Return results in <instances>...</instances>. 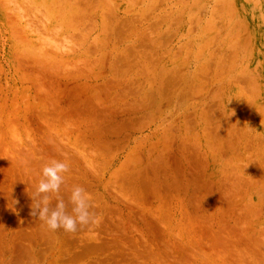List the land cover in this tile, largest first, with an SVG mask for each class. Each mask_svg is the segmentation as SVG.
I'll return each mask as SVG.
<instances>
[{"label": "rangeland", "instance_id": "obj_1", "mask_svg": "<svg viewBox=\"0 0 264 264\" xmlns=\"http://www.w3.org/2000/svg\"><path fill=\"white\" fill-rule=\"evenodd\" d=\"M0 264H264V0H0Z\"/></svg>", "mask_w": 264, "mask_h": 264}, {"label": "clouds", "instance_id": "obj_2", "mask_svg": "<svg viewBox=\"0 0 264 264\" xmlns=\"http://www.w3.org/2000/svg\"><path fill=\"white\" fill-rule=\"evenodd\" d=\"M70 165L67 161L52 160L42 168L36 195L40 197L35 207H32V216L44 221L50 230L63 229L74 233L80 228L95 223V213L92 212L90 195L79 185L72 188L68 203L58 199L54 207L49 206L50 193H58L64 183V174L68 173ZM69 204L71 212L68 211Z\"/></svg>", "mask_w": 264, "mask_h": 264}]
</instances>
